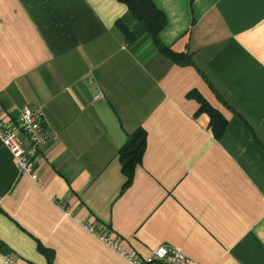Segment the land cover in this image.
<instances>
[{"label": "crops", "instance_id": "1", "mask_svg": "<svg viewBox=\"0 0 264 264\" xmlns=\"http://www.w3.org/2000/svg\"><path fill=\"white\" fill-rule=\"evenodd\" d=\"M151 1L160 39L192 63L135 18L125 37L121 0H0V119L35 105L47 133L32 175L0 140V264H129L88 221L140 258L169 242L187 264H264V0ZM137 125L142 160L118 193Z\"/></svg>", "mask_w": 264, "mask_h": 264}, {"label": "built area", "instance_id": "2", "mask_svg": "<svg viewBox=\"0 0 264 264\" xmlns=\"http://www.w3.org/2000/svg\"><path fill=\"white\" fill-rule=\"evenodd\" d=\"M98 93L94 95L96 97ZM43 112L41 108L35 105H23L17 112L14 120L4 122L0 119V140L5 148L11 152V156L16 164L18 172H27L33 174L35 165V154H37L40 145L46 141ZM21 133L26 137L23 142ZM87 230H91L97 237L113 250H116L118 256L124 258L129 264H145L159 262L161 264H187L189 258L182 252V249L175 247L169 242L156 244L150 252L148 258L138 257L136 251L130 247H125L118 242V239L112 237L110 233L104 230H97L92 221L85 223ZM5 264H23L7 256L4 259Z\"/></svg>", "mask_w": 264, "mask_h": 264}, {"label": "trees", "instance_id": "3", "mask_svg": "<svg viewBox=\"0 0 264 264\" xmlns=\"http://www.w3.org/2000/svg\"><path fill=\"white\" fill-rule=\"evenodd\" d=\"M126 4L128 11L126 12L125 17H120L118 20L120 21L118 24L121 28H123L125 37L132 35V30L130 31L126 25V19L135 18L143 30L147 33L149 40H151L154 49L163 54L164 57L169 59V61H173L176 64L183 63H192L191 54L188 51H175L168 45H166L162 39L159 37V31L166 22L165 15L161 12L160 8L154 4L151 0H121ZM187 95L193 97L199 102L198 111H203L209 115L210 122L209 126L217 136L221 134L224 129V123L226 121L225 117L218 113L215 110L213 105H210L208 101H206L202 94L195 89H189L186 92ZM195 112V113H196ZM145 137L146 131L139 125H137L133 131L127 134V138L123 141V144L118 148L117 156L119 158L120 164L119 167L123 172L124 182L119 189L120 193L125 187L130 184V180L132 176H134L135 165L142 160V152L145 149ZM47 259L51 262L50 252H47ZM149 264V263H145Z\"/></svg>", "mask_w": 264, "mask_h": 264}]
</instances>
